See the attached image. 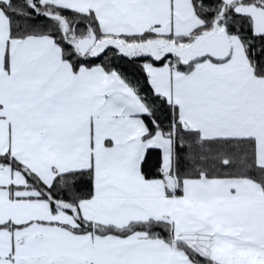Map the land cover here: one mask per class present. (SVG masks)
<instances>
[{
  "label": "snow or ice",
  "instance_id": "6c2138e0",
  "mask_svg": "<svg viewBox=\"0 0 264 264\" xmlns=\"http://www.w3.org/2000/svg\"><path fill=\"white\" fill-rule=\"evenodd\" d=\"M0 264H264V0H0Z\"/></svg>",
  "mask_w": 264,
  "mask_h": 264
}]
</instances>
